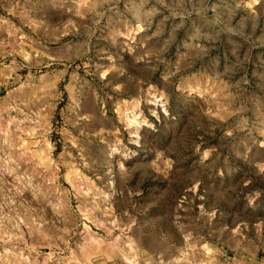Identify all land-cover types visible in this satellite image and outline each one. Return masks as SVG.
Instances as JSON below:
<instances>
[{"label": "rangeland", "instance_id": "rangeland-1", "mask_svg": "<svg viewBox=\"0 0 264 264\" xmlns=\"http://www.w3.org/2000/svg\"><path fill=\"white\" fill-rule=\"evenodd\" d=\"M263 261L264 0H0V264Z\"/></svg>", "mask_w": 264, "mask_h": 264}, {"label": "bare ground", "instance_id": "bare-ground-1", "mask_svg": "<svg viewBox=\"0 0 264 264\" xmlns=\"http://www.w3.org/2000/svg\"><path fill=\"white\" fill-rule=\"evenodd\" d=\"M204 248L206 250V256L210 257L213 254L214 250L208 245H206ZM127 255H126V258L129 260V257Z\"/></svg>", "mask_w": 264, "mask_h": 264}, {"label": "crops", "instance_id": "crops-1", "mask_svg": "<svg viewBox=\"0 0 264 264\" xmlns=\"http://www.w3.org/2000/svg\"><path fill=\"white\" fill-rule=\"evenodd\" d=\"M261 264H264V261Z\"/></svg>", "mask_w": 264, "mask_h": 264}]
</instances>
